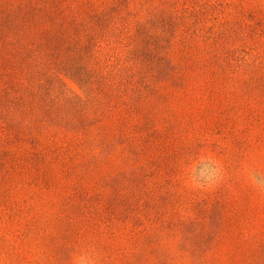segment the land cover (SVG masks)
<instances>
[{
	"label": "rangeland",
	"instance_id": "374dc122",
	"mask_svg": "<svg viewBox=\"0 0 264 264\" xmlns=\"http://www.w3.org/2000/svg\"><path fill=\"white\" fill-rule=\"evenodd\" d=\"M0 264H264V0H0Z\"/></svg>",
	"mask_w": 264,
	"mask_h": 264
}]
</instances>
